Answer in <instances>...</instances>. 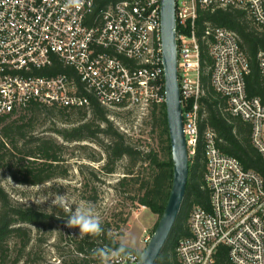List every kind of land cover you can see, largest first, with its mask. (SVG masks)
I'll list each match as a JSON object with an SVG mask.
<instances>
[{
    "label": "built area",
    "instance_id": "2783aa9c",
    "mask_svg": "<svg viewBox=\"0 0 264 264\" xmlns=\"http://www.w3.org/2000/svg\"><path fill=\"white\" fill-rule=\"evenodd\" d=\"M0 0V115L25 113L32 105L88 108L91 100L110 110L146 109L166 101L161 0ZM239 8L264 27V0H176L178 80L184 133L190 154L199 141L202 95L201 9ZM179 28V31H178ZM211 36L213 86L229 112L250 123L252 141L264 158V103L246 90L249 62L237 35L217 27ZM264 78V57L260 59ZM210 211L192 210L191 236L180 241L182 264H215L220 244L234 264H264V180L218 148L208 131L204 141ZM148 235L146 242L150 240ZM107 257L108 264H136Z\"/></svg>",
    "mask_w": 264,
    "mask_h": 264
},
{
    "label": "trees",
    "instance_id": "16d2710c",
    "mask_svg": "<svg viewBox=\"0 0 264 264\" xmlns=\"http://www.w3.org/2000/svg\"><path fill=\"white\" fill-rule=\"evenodd\" d=\"M217 27L229 29L237 35L250 65V73L246 76L247 93L250 97H260L264 103V78L260 68L261 56L264 57V27L259 26L243 9H201L197 20L202 88L197 122L199 141L194 154H190L189 179L179 216L155 264H182L177 247L181 240L191 236L189 219L192 210L202 207L210 211L211 192L206 181L207 159L204 149L208 131L216 135L218 148L223 154L234 157L245 170L257 173L264 180V158L253 144L252 125L233 116L229 112L228 99L213 86L214 60L209 50L212 38L206 35V31ZM111 111L96 100H91L88 108L34 104L19 117L0 115V169L25 186L67 179L70 166L63 156L65 143L89 142L99 150L92 149L93 153L85 158L91 162H102L99 172L91 169L95 181L99 180V173H116L118 165L126 161L124 176L117 182L116 189L127 195L132 204L162 215L173 178L165 103L152 104L148 109L146 124L154 141L150 148L140 146L139 140H134L116 127L110 119ZM43 113L64 119L62 122L67 126H56L52 130L63 142L58 137L36 133V123ZM79 147L84 151L89 149L85 145ZM83 168L90 169L81 166V173ZM85 187L91 188V196L86 201L98 202L96 187L89 183ZM68 216L69 213L59 207L42 210L15 203L0 184V264L48 263L38 248L49 242L59 227H65ZM100 221L103 231L99 235L77 236L65 229L59 232L52 246L59 256V264H108L107 257L95 255L96 250H115L121 244L119 238L124 237L125 233L123 230L114 232L110 222ZM127 221L128 218L123 219L124 224ZM131 253L140 256L141 252L131 249ZM215 264H234L228 246L220 244L217 247Z\"/></svg>",
    "mask_w": 264,
    "mask_h": 264
},
{
    "label": "rangeland",
    "instance_id": "374dc122",
    "mask_svg": "<svg viewBox=\"0 0 264 264\" xmlns=\"http://www.w3.org/2000/svg\"><path fill=\"white\" fill-rule=\"evenodd\" d=\"M147 115V110L140 108L112 110L110 119L122 132L131 136L134 140H139L140 146L150 148L149 146L152 147L154 145V141L150 137V129L146 124ZM62 120H64L62 117L43 113L36 123V133L47 134L57 138L58 136L52 130L57 127L67 126L63 124ZM58 139L63 142L60 137ZM83 145L88 146L89 149L82 150L79 146ZM65 146L63 156L68 160L70 166V176L67 179H56L39 186H25L15 182L6 171L0 169V184L15 203L34 206L42 210H50L54 207L51 205V196L56 192L60 194L67 192L76 203L89 202L97 209L100 220L108 221L112 224V231H124L125 236L119 238V241L129 243L131 247L139 248L142 252L147 245L146 238L155 230L161 215L154 214L146 208L132 204L127 199V195L120 193L116 189L117 182L124 176L126 161L118 165L116 173L112 175L99 173V180L95 181L91 175V169L99 172L102 162H91L85 157L93 153L92 149L99 150V148L89 142L65 143ZM81 166H88L90 169L83 168V173H81ZM87 183L96 187L98 202L86 201V198L91 196V188L85 187ZM125 218H128L126 224L123 223ZM62 229L72 235H80L78 228H69L66 225L62 228L59 227L50 241L41 244V248H38L39 252H42V256L48 260V263H60L57 251L52 246L55 244V239H57Z\"/></svg>",
    "mask_w": 264,
    "mask_h": 264
},
{
    "label": "water",
    "instance_id": "95a60500",
    "mask_svg": "<svg viewBox=\"0 0 264 264\" xmlns=\"http://www.w3.org/2000/svg\"><path fill=\"white\" fill-rule=\"evenodd\" d=\"M161 27L165 69V106L171 143L173 178L165 209L136 264H155L158 260L179 216L190 172V151L184 133L178 80L176 0H161Z\"/></svg>",
    "mask_w": 264,
    "mask_h": 264
},
{
    "label": "clouds",
    "instance_id": "9594fccd",
    "mask_svg": "<svg viewBox=\"0 0 264 264\" xmlns=\"http://www.w3.org/2000/svg\"><path fill=\"white\" fill-rule=\"evenodd\" d=\"M85 0H67L65 7H83ZM51 205L59 207L69 213L66 220V226L69 228H78L80 235H99L103 229L97 209L89 202L76 203L68 193H54L52 196ZM109 254L116 257L127 258L131 255V246L129 243L122 242L115 250L98 249L95 255L100 258H106Z\"/></svg>",
    "mask_w": 264,
    "mask_h": 264
},
{
    "label": "crops",
    "instance_id": "0c3cea01",
    "mask_svg": "<svg viewBox=\"0 0 264 264\" xmlns=\"http://www.w3.org/2000/svg\"><path fill=\"white\" fill-rule=\"evenodd\" d=\"M122 242H123V241H121V243H122ZM131 249L141 252V250H140L139 248L131 247Z\"/></svg>",
    "mask_w": 264,
    "mask_h": 264
}]
</instances>
